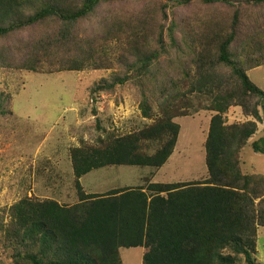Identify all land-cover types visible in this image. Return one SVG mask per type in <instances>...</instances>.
<instances>
[{
    "label": "trees",
    "instance_id": "1",
    "mask_svg": "<svg viewBox=\"0 0 264 264\" xmlns=\"http://www.w3.org/2000/svg\"><path fill=\"white\" fill-rule=\"evenodd\" d=\"M117 1L126 0H0V42L14 35L22 39L29 27L53 23L60 28L52 37L40 35L46 54L40 55L41 46L31 56L27 49L19 54L20 68L45 73L50 65L46 72L53 73L112 67L102 57V37L97 45L89 44L95 41L89 38L84 44L74 26L103 3ZM166 1L179 6L227 5L233 10L221 19L215 15L199 23L188 21L186 29L180 25L186 19L179 21L184 35L181 47L186 48L189 61L180 59L177 75L169 70L158 76L153 73L162 52L167 53L166 24L160 17L168 19L169 4L160 12L154 7L144 10L136 24H127L135 36L132 53L136 60L125 59L127 70L102 79L92 92L115 93L119 85L147 76L139 108L150 122L125 134L102 125L103 135L92 143L71 147L72 185L78 202L67 205L26 193L10 207L8 222L0 217V242L11 250L12 264H124L121 249L135 247L145 249L143 264H264L258 258L259 232L264 227V174L246 173L241 159L242 150L259 130L258 123L264 122V90L248 75L249 70L264 65V31L248 21L250 7L264 6V0ZM148 12L152 13L149 18ZM177 27L178 22L172 21L167 33L175 45ZM119 32V24L113 22L106 36ZM73 47L77 52L72 59L64 55L61 61H52L54 51ZM194 94L210 103L201 102L194 109ZM232 106H241L249 119L228 123L225 114ZM202 109L216 112L205 142L208 175L204 179L149 181L146 187L116 188L103 194L84 191L80 179L94 170L162 168L181 133L175 119ZM6 114L4 100H0V115ZM262 141L264 137L253 144L257 152H264Z\"/></svg>",
    "mask_w": 264,
    "mask_h": 264
},
{
    "label": "rangeland",
    "instance_id": "2",
    "mask_svg": "<svg viewBox=\"0 0 264 264\" xmlns=\"http://www.w3.org/2000/svg\"><path fill=\"white\" fill-rule=\"evenodd\" d=\"M166 3L169 4L166 8L168 19H160L162 24H166L164 35L167 53L162 52L160 62L154 67L153 73L158 76L160 72L169 70L173 75H177L175 73L179 72L175 66L180 65V59L189 61L184 52L186 48L181 47L180 38L184 35H181L179 21L186 19V22L180 23L181 27L186 29L188 21L196 19V23H199V19H208L215 15L219 19L225 18L231 15L233 8L227 5L211 8L201 3L179 6L166 0L103 3L89 18L80 20L74 30L83 39L84 44L89 43L86 40L89 38L95 40L89 44L97 45L102 37V57L106 58V63L113 65L105 69L86 67L80 71L47 73L50 65H46L45 73H36L20 68L22 60L19 54L26 53L27 49L31 56L33 49L41 46L40 55L46 54L40 35L52 37L60 28L53 23H47L49 26L37 24L29 27L25 33L27 35L22 39L19 35H14L11 40L0 42V100H4L7 110L5 116L0 115V217L5 218L6 222L10 220V207L26 193L42 199H58L67 205L79 201L77 189L72 185L74 178H71L70 174L66 177L65 174V171L74 174L69 158L70 149L72 146L92 143L103 135L102 125L117 134H125L150 122L142 117L139 108L142 81L146 80L147 76L119 85L115 93L96 94L92 92V88L102 79L110 78L113 73L127 70V65L123 64L125 59H128L129 63L136 60L135 54L132 53L135 36L130 34L127 24H136L139 17H144V10L149 11L154 7L160 12ZM242 5L249 7L246 1H243ZM250 10L253 11L249 13L248 21L252 26L264 31V6L250 7ZM151 14L148 12L146 17H151ZM174 20L178 22L176 45L167 37L170 24ZM113 22L119 24L121 32L106 36ZM19 40L25 43L20 44ZM26 42H30L29 47ZM154 43L157 45V40ZM50 46H46V49L49 50ZM60 51L51 54L53 62L61 61L64 55L69 57L66 59H72L77 48L73 47L68 51L64 48ZM248 75L264 90V65L249 70ZM193 99L196 100L194 109L200 107L201 102L210 103L196 94ZM194 109L190 108L191 112ZM131 113L136 116L128 122L124 116L131 117ZM215 113L202 109L196 114L193 112L175 119L182 127L181 133L174 153L162 168L134 166L135 170L127 171V166H119L110 168L107 172L102 169L94 170L80 179L84 191L107 193L111 191L112 186H121L116 185L117 180H124L122 185L127 188L146 187L149 181L177 183L204 179L208 175L205 142L211 118ZM225 118L228 123H234L246 121L249 116L241 106H232ZM103 119L106 122H102ZM258 125L257 134L241 152L242 166L246 173L264 174V152H257L253 147L254 142L264 137V122H259ZM261 145L263 148V141ZM56 167L63 171V179H68V184L52 182ZM259 234L258 258L264 263V227L260 228ZM144 253L143 247L121 249L124 264H143ZM12 260L11 250L4 242H0V264H12Z\"/></svg>",
    "mask_w": 264,
    "mask_h": 264
},
{
    "label": "crops",
    "instance_id": "3",
    "mask_svg": "<svg viewBox=\"0 0 264 264\" xmlns=\"http://www.w3.org/2000/svg\"><path fill=\"white\" fill-rule=\"evenodd\" d=\"M134 116H136V115H134V113H131V117L129 116V115H126V116H124V117H126L125 119H126V121H128V122H131V120H132V118L134 117ZM70 156V155H69ZM70 158V162H71V157H69ZM70 164H72V162L70 163ZM166 165V164H165ZM164 165V166H165ZM115 167H119V166H114V167H110L111 169H113V168H115ZM123 167V166H122ZM133 167L134 166H127V171L128 170H135V169H133ZM73 168V167H72ZM110 168H104V169H102V170H104V172H107V170L108 169H110ZM103 172V173H104ZM65 174H66V177H69V174H70V177L71 178H73V176H72V174H73V172H71V173H69L68 171H65ZM65 174L63 173V171L59 168V170L57 169V167H56V169H55V175H54V179L52 180V182H54V184H56V183H58V184H61L62 182H65V184H68V182H69V180L68 179H63L64 178V176H65ZM149 176H152V175H149ZM74 180V179H73ZM82 181V180H81ZM123 181L124 180H117L116 182H117V184L116 185H119V184H121V186H118V187H116V186H112V189H116V188H121V187H126L125 185H122L123 184ZM155 183H158V182H155ZM102 184H104V181L102 180ZM113 184V183H112ZM69 186V185H68ZM111 189V190H112ZM58 200V199H57ZM60 203H62V201H60V200H58ZM64 202V201H63ZM63 204V203H62Z\"/></svg>",
    "mask_w": 264,
    "mask_h": 264
}]
</instances>
